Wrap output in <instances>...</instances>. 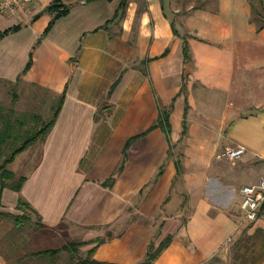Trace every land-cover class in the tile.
Segmentation results:
<instances>
[{
    "label": "crops",
    "instance_id": "0c3cea01",
    "mask_svg": "<svg viewBox=\"0 0 264 264\" xmlns=\"http://www.w3.org/2000/svg\"><path fill=\"white\" fill-rule=\"evenodd\" d=\"M51 2L0 16V33L19 26L0 38V97L9 88L14 110L49 113L64 94L43 140L6 167L24 182L1 191L0 213L21 215L20 199L41 228L3 215L0 264H139L166 240L150 264H264V213L247 222L239 208V189L263 177L237 184L264 161V0H203L184 14L126 0L116 18L121 0H64L45 33ZM160 110L168 135L150 129ZM237 146L239 159L223 156ZM48 239L60 244L40 247ZM72 242L78 259L34 255Z\"/></svg>",
    "mask_w": 264,
    "mask_h": 264
},
{
    "label": "trees",
    "instance_id": "16d2710c",
    "mask_svg": "<svg viewBox=\"0 0 264 264\" xmlns=\"http://www.w3.org/2000/svg\"><path fill=\"white\" fill-rule=\"evenodd\" d=\"M63 1L64 0H52V2L46 7V12L50 13L52 15V17H51V19H50V21L46 27L45 33L47 31H49V29L52 27L53 23L57 19L64 17L68 14L69 6L65 5L63 3ZM125 6H126V0H121L120 4L118 6V11L114 15L115 18L119 17L123 14ZM18 28H19V26H14V27H11V28L4 30L3 32L0 33V38H2L3 36H5L11 32L17 31ZM174 34H175V32H174ZM182 55H183L184 63L188 64V62H189L188 47H187V43L185 41L183 42ZM29 65L30 64L28 62L25 69H27L29 67ZM63 98H64V94H62L61 97L57 100L56 106L53 107V109H52L51 118L43 125V127H41L39 130L31 133V135L26 137L20 143V145L17 148H15L13 151H11V153L8 156L5 157V159H2L3 149L7 145L8 141L10 140V138L12 136V130H13V121L11 120V117H10V115L12 114V111L11 110H5V111L0 110V198H1V191L4 188H8L14 192H18L20 190V188L24 182V179L23 178L14 179V176L6 169V167L8 164L11 163L13 158L18 153L22 152L28 146H30V145L38 142V141L43 140V138L46 136V134L48 133V131L52 127V125H53V123H54V121L58 115V112L60 110ZM186 111L187 110L185 108V110L183 112V120H182V135H185V133H186V120H185ZM156 127L160 128L166 135L169 134L170 125H169V112L168 111L160 110V113L158 115L156 123L153 126H151L150 129H153ZM133 139L134 138H131L126 142V144L122 150L123 155H124L128 145L131 143V141H133ZM16 210L22 211V214L15 216L12 214L0 213V218L4 215L8 218H11L16 227H21L24 223H27L30 221V219L27 216L28 214L34 215L35 217H37L35 212L30 208V206L20 199H18V201H17ZM35 226L37 228H41L40 224L36 223ZM166 245H167V240L162 242L157 247V249H155L154 251H152V247L149 246L144 260L139 264H150L157 257V255L160 253V251ZM77 248H78V244L72 242V243H68V244L64 245L61 248L46 249V250L37 252L34 255L35 256L55 258L61 251H66V252L71 254L74 250H77ZM77 264H105V263H100V262L90 260L89 258H85L84 260H78Z\"/></svg>",
    "mask_w": 264,
    "mask_h": 264
},
{
    "label": "rangeland",
    "instance_id": "374dc122",
    "mask_svg": "<svg viewBox=\"0 0 264 264\" xmlns=\"http://www.w3.org/2000/svg\"><path fill=\"white\" fill-rule=\"evenodd\" d=\"M171 1V6L178 8L182 14H184L187 9L190 6H198L199 4H202L203 0H170ZM168 7V6H167ZM169 9V8H168ZM5 98V99H3ZM11 98V92L10 89L8 88L6 91L5 97L1 96L0 97V110H11L12 114L10 115L11 120L13 121V130H12V136L10 140L8 141L7 145L3 149V154L8 156L11 151H13L15 148H17L20 143L31 133L39 130L43 125L51 118L52 115V109L53 107L56 106V101L52 104V107L50 109V112L47 113V107L45 109L43 108L42 110H23L21 112L14 110L13 103H9V99ZM6 100V101H5ZM252 111V112H251ZM255 110H247L245 114L253 113ZM217 110H214V115L216 116ZM44 118V121H41V118ZM170 125V124H169ZM170 133V132H169ZM186 134V133H185ZM185 135H182L181 132V137L183 138ZM175 159H178L179 162L182 160V155L176 153ZM190 163V161H189ZM260 177L264 178V161L263 162H258L252 168L247 172L244 173V177L237 179V184H241V181L248 183L249 180H254L258 179ZM184 201L186 200V196H183ZM28 218L30 219L29 222L24 223L22 228H26L30 231H35L39 232L38 228L35 226V218L33 215H27ZM45 236L48 234L45 233ZM60 243L53 242L48 239L46 242H43V244L40 245V247H55L56 245H59ZM75 251V252H74ZM71 254L73 255L72 258L78 259L76 250H74Z\"/></svg>",
    "mask_w": 264,
    "mask_h": 264
},
{
    "label": "built area",
    "instance_id": "2783aa9c",
    "mask_svg": "<svg viewBox=\"0 0 264 264\" xmlns=\"http://www.w3.org/2000/svg\"><path fill=\"white\" fill-rule=\"evenodd\" d=\"M37 0H0V16L12 17L17 13H27ZM245 153V148L237 146L226 149L223 153L229 161L239 159ZM239 208L243 215V220L247 222L255 221L264 213V179H260L255 184L244 185L239 189Z\"/></svg>",
    "mask_w": 264,
    "mask_h": 264
},
{
    "label": "water",
    "instance_id": "95a60500",
    "mask_svg": "<svg viewBox=\"0 0 264 264\" xmlns=\"http://www.w3.org/2000/svg\"><path fill=\"white\" fill-rule=\"evenodd\" d=\"M263 205H264V202L261 204V208L263 207Z\"/></svg>",
    "mask_w": 264,
    "mask_h": 264
}]
</instances>
